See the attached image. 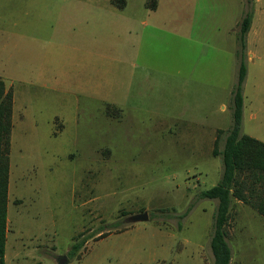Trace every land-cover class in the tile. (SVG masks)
I'll return each instance as SVG.
<instances>
[{
  "label": "rangeland",
  "instance_id": "rangeland-1",
  "mask_svg": "<svg viewBox=\"0 0 264 264\" xmlns=\"http://www.w3.org/2000/svg\"><path fill=\"white\" fill-rule=\"evenodd\" d=\"M248 11L241 134L264 142V0H0V76L23 107L5 264H212L216 201L197 195L221 177ZM263 222L232 200L230 264H264Z\"/></svg>",
  "mask_w": 264,
  "mask_h": 264
},
{
  "label": "trees",
  "instance_id": "trees-1",
  "mask_svg": "<svg viewBox=\"0 0 264 264\" xmlns=\"http://www.w3.org/2000/svg\"><path fill=\"white\" fill-rule=\"evenodd\" d=\"M252 14L248 11L238 24L236 59L238 63L237 80L232 91L231 126L225 132L218 131L214 140L212 156L219 157L222 173L218 183L200 192L199 200H215L213 229L209 247L212 264H230L231 249L226 241L225 227L229 219L232 200L249 206L264 218V142L241 134L242 84L246 76V35L250 29ZM12 93L5 91L0 80V264H5L6 203L9 170V134L11 129ZM224 135L223 145L218 149L220 135ZM186 213L179 218L182 219ZM116 227V225H112ZM102 231H99L101 233ZM102 233L94 239L104 237ZM87 239L71 246L72 253L81 249Z\"/></svg>",
  "mask_w": 264,
  "mask_h": 264
},
{
  "label": "crops",
  "instance_id": "crops-1",
  "mask_svg": "<svg viewBox=\"0 0 264 264\" xmlns=\"http://www.w3.org/2000/svg\"><path fill=\"white\" fill-rule=\"evenodd\" d=\"M252 18H253V16H252ZM253 20V19H252ZM251 28H252V22H251V26H250V29H249V31H248V33H247V35H246V38L249 36L248 34H251ZM256 35V34H255ZM255 35H253L252 37L254 38V36ZM258 35V34H257ZM255 38L252 40H250L249 41V43L252 45L253 44V47H255ZM246 45H247V39H246ZM246 57H248L249 58V60L252 62V61H254V59H255V53L254 52H252V50H248L247 49V51H246ZM0 80L3 82V84H4V88H5V91H11L12 92V113H11V120H13V118H14V116H15V113L17 112V109H19L20 111H22L23 112V107H22V105H20V106H18L17 104H19V99L17 98V96H16V94H15V91L14 90H12V87L11 86H7L6 85V83H5V81L2 79V77L0 76ZM242 108H243V104H242ZM217 130V132L218 131H223V132H225L227 129H223V128H215V131ZM223 135V134H222ZM244 135V134H243ZM247 136V135H246ZM248 137H250V136H248ZM223 138H224V136H223ZM252 138V137H251ZM253 139H255V138H253ZM257 140V139H256ZM259 141V140H258ZM261 142V141H260ZM222 145H223V139H222ZM236 201H238V200H236ZM238 202H240V201H238ZM240 203H242V202H240ZM243 204V203H242ZM245 205V204H244ZM245 206H247V205H245ZM247 207H249V206H247ZM250 208V207H249ZM251 209V208H250ZM252 210V209H251ZM253 212H255L254 210H253ZM255 214H257L256 212H255ZM258 215V214H257ZM259 216V215H258ZM260 218H262L261 216H259ZM263 220H264V218H263ZM263 225H264V222H263Z\"/></svg>",
  "mask_w": 264,
  "mask_h": 264
},
{
  "label": "water",
  "instance_id": "water-1",
  "mask_svg": "<svg viewBox=\"0 0 264 264\" xmlns=\"http://www.w3.org/2000/svg\"><path fill=\"white\" fill-rule=\"evenodd\" d=\"M129 223L145 222L148 221V214L146 212L133 215L126 219ZM58 264H67L66 257L58 258Z\"/></svg>",
  "mask_w": 264,
  "mask_h": 264
}]
</instances>
